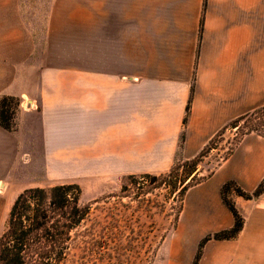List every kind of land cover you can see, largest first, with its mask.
Segmentation results:
<instances>
[{
    "label": "crops",
    "instance_id": "obj_1",
    "mask_svg": "<svg viewBox=\"0 0 264 264\" xmlns=\"http://www.w3.org/2000/svg\"><path fill=\"white\" fill-rule=\"evenodd\" d=\"M38 2L49 10L40 33L20 15L35 0H0V97L21 100L16 130L0 126V179L11 178L18 154L43 153L59 176L104 192L128 175L165 173L177 156L195 157L264 106V0ZM263 177L264 136L244 134L187 189L179 230L197 242L230 228L222 185L252 192ZM232 200L242 230L218 243L228 245L224 256L206 246L199 264L264 263V254L240 255L264 249V193Z\"/></svg>",
    "mask_w": 264,
    "mask_h": 264
},
{
    "label": "rangeland",
    "instance_id": "obj_2",
    "mask_svg": "<svg viewBox=\"0 0 264 264\" xmlns=\"http://www.w3.org/2000/svg\"><path fill=\"white\" fill-rule=\"evenodd\" d=\"M32 4L33 8L21 9L20 15L27 27L40 33L45 26L49 10L44 7L35 8L40 4L38 0ZM254 110L246 112L249 115L240 122L239 130L229 126L224 130V134L216 136L212 148L197 166L196 179L192 185L212 174L218 162L230 154L235 138L240 137L242 132H254L264 136V111L253 113ZM43 157V153L18 154L9 171L11 178L0 179V183L5 186L0 189V234L13 200L23 189L77 183L82 190L81 202L91 206L90 219L85 221L81 229L92 227L96 241L72 248L65 264H192L200 240L205 235L214 233H207L196 242L190 238L189 233L179 230L177 220L185 194L179 196L168 185L178 178L166 179V183L160 179L152 181L143 175H140L136 182L122 178L118 184L110 185L104 192H100L101 186L91 184L86 179L59 176ZM175 161L178 174L185 173L188 169L187 166H182L185 160L177 156ZM233 196L239 197L231 192L230 198ZM232 239L210 238L202 248L201 257L206 246H212L218 255H226L228 245L219 246L218 243ZM240 250L241 256L247 257L248 251H251L255 255L261 254L263 258L264 249L242 247Z\"/></svg>",
    "mask_w": 264,
    "mask_h": 264
},
{
    "label": "trees",
    "instance_id": "obj_3",
    "mask_svg": "<svg viewBox=\"0 0 264 264\" xmlns=\"http://www.w3.org/2000/svg\"><path fill=\"white\" fill-rule=\"evenodd\" d=\"M20 101V98L15 96L0 97V126L7 131L12 132L17 128L16 118ZM189 108L190 100L186 105L184 122L187 121ZM259 111H264V106L256 108L253 113ZM246 115L249 114L235 119L229 126L237 127L239 130L240 122L246 119ZM223 131L224 129L217 135H222ZM244 134L242 132V135ZM216 136L198 155L183 161L182 166L188 167L185 173L178 174V166L174 161L167 173L158 176L140 175L152 181L160 179L165 183L166 179L178 178L175 182L172 180L173 184L168 185L173 192L183 196L196 179L197 166L212 148ZM240 137L235 138V143ZM140 175H128L124 178L136 182ZM231 192L247 200L257 198L264 193V177L252 192L244 191L234 181H227L222 185V202L233 215V225L212 235H205L198 243L192 264L199 263L202 248L210 238L232 239L242 230L244 219L230 198ZM81 193L82 190L77 183L27 187L19 192L13 200L4 229L0 234V264H65L72 248L82 243H94L96 241L94 229L92 227L81 229L85 221L90 219L91 213V206L81 202ZM85 232L87 233L84 235Z\"/></svg>",
    "mask_w": 264,
    "mask_h": 264
},
{
    "label": "bare ground",
    "instance_id": "obj_4",
    "mask_svg": "<svg viewBox=\"0 0 264 264\" xmlns=\"http://www.w3.org/2000/svg\"><path fill=\"white\" fill-rule=\"evenodd\" d=\"M2 186V187H1ZM3 187H5V186H3V184L2 183H0V189H3Z\"/></svg>",
    "mask_w": 264,
    "mask_h": 264
}]
</instances>
